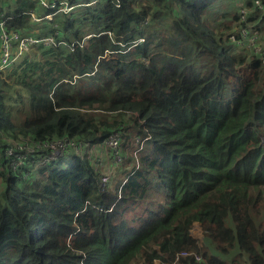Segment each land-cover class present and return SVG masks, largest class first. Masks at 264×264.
Segmentation results:
<instances>
[{
  "label": "trees",
  "instance_id": "1",
  "mask_svg": "<svg viewBox=\"0 0 264 264\" xmlns=\"http://www.w3.org/2000/svg\"><path fill=\"white\" fill-rule=\"evenodd\" d=\"M220 2L67 0L57 44L0 69V264H264V58L231 38L264 49V9ZM32 6L0 0L7 27L52 33ZM64 136L85 147L5 155Z\"/></svg>",
  "mask_w": 264,
  "mask_h": 264
},
{
  "label": "built area",
  "instance_id": "2",
  "mask_svg": "<svg viewBox=\"0 0 264 264\" xmlns=\"http://www.w3.org/2000/svg\"><path fill=\"white\" fill-rule=\"evenodd\" d=\"M35 3L37 8H40L42 11L41 14L38 13V10L33 7L28 11L29 17L32 21H40L42 19L50 20L53 15L57 12H67L72 6H69L67 2L63 0H32ZM256 6L259 9H264V2L262 0H254ZM51 10V11H47ZM240 20H245V10L240 9ZM240 34L239 38H234L232 40L237 42L239 45L247 42V46L252 48L254 51L262 54L264 58V49H262L261 44L257 42L260 32L256 28L247 29L246 27H241L238 30ZM58 36V29L54 28L52 33L46 35H27L22 34L18 30L11 29L7 27L6 21L3 17V13L0 12V69H4L12 65L17 58H19L23 53H25L30 46L34 44L42 43L43 45H55L57 44L56 37ZM251 36V37H248ZM246 37H248L246 39ZM252 38H256L255 41ZM247 40V41H246ZM120 132L118 130L113 131L106 139L105 145H107L111 150V156L113 162H119L121 159V153L117 149V144H119ZM85 147L83 141L71 140L68 137L64 136L58 139H52L47 141H34L31 143L23 142V144L18 145V151H14L11 147L5 150V155L9 158L11 166L15 169L20 165L25 163L27 160V154L34 152L37 149L46 148L49 153L56 154L61 151L72 148L75 152L81 151ZM21 150H25L22 152ZM100 162V160H98ZM101 163V162H100ZM108 176L102 178L101 185L104 186V183L108 180ZM191 254L186 251H182L175 255V259L179 256H185ZM198 258V255L195 256Z\"/></svg>",
  "mask_w": 264,
  "mask_h": 264
},
{
  "label": "rangeland",
  "instance_id": "3",
  "mask_svg": "<svg viewBox=\"0 0 264 264\" xmlns=\"http://www.w3.org/2000/svg\"><path fill=\"white\" fill-rule=\"evenodd\" d=\"M222 2H224L225 4H226V7H233V4H234V7H236V8H238V5H239V3H238V0H221ZM222 2H220L219 4H217L216 6H215V10L216 11H219V12H221V11H224L225 9H226V7L224 6V3H222ZM241 9V8H240ZM240 9L238 8V10L240 11ZM55 28H57V27H55ZM54 29V28H53ZM58 29V28H57ZM58 31H59V29H58ZM248 37H251V36H248ZM248 37H246V39L248 38ZM249 39V38H248ZM247 39V40H248ZM254 41H255V39L256 38H252ZM246 40V41H247ZM5 140H6V142H11L12 141V137H5ZM12 142H15L16 144H20L21 142H22V139L21 138H17V139H14ZM10 146V145H9ZM8 146V148H10ZM8 148H6V149H8ZM117 149H119V152L121 153V154H124V155H127V153L130 151V149H128L127 150V152H125L124 153V151H122L121 150V148H120V145L119 144H117ZM87 150H89L90 152H91V155L93 156V154L95 155V153H96V159L98 160V159H101L100 160V162H105V161H109V157H110V155H109V152H110V148L107 146V145H105V147L104 146H102L101 147V149L99 150V151H97V148L95 147L94 149H90V148H87ZM34 156V155H33ZM33 156H31V157H33ZM30 157V156H29ZM36 162V159L34 160V163ZM30 163H32V159H29V162H28V164H27V166H30ZM33 164V163H32ZM30 169V168H29ZM0 182H1V180H0ZM191 234L193 235V236H195V237H201V229H200V227H199V225L198 224H196L195 225V227L194 228H192L191 229ZM221 258L223 259V256H221ZM227 262L228 263H226V264H229V260H227Z\"/></svg>",
  "mask_w": 264,
  "mask_h": 264
},
{
  "label": "crops",
  "instance_id": "4",
  "mask_svg": "<svg viewBox=\"0 0 264 264\" xmlns=\"http://www.w3.org/2000/svg\"><path fill=\"white\" fill-rule=\"evenodd\" d=\"M6 1H7V2H10L11 0H6ZM63 1H64V2H67V0H63ZM32 8H33V6L30 7L29 10H31ZM29 10H28V11H29ZM67 12H68V11H67ZM2 13H3V12H2ZM38 13L41 14L42 11L39 10ZM57 14H58V13L54 14L53 17H52V19H50V20L42 19V20H40V21H37L35 24H38L39 22H44V23H48L49 25H51V26H52L51 28H55V27L59 28L58 22H57V20H56V15H57ZM33 30H34V29H33ZM100 149H101V147L98 148L97 151H99Z\"/></svg>",
  "mask_w": 264,
  "mask_h": 264
},
{
  "label": "clouds",
  "instance_id": "5",
  "mask_svg": "<svg viewBox=\"0 0 264 264\" xmlns=\"http://www.w3.org/2000/svg\"><path fill=\"white\" fill-rule=\"evenodd\" d=\"M29 50V49H28Z\"/></svg>",
  "mask_w": 264,
  "mask_h": 264
}]
</instances>
